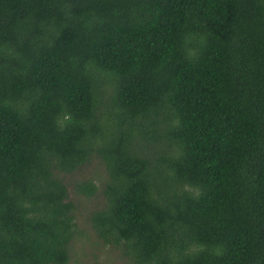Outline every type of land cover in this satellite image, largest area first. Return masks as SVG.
I'll return each instance as SVG.
<instances>
[{
  "label": "trees",
  "instance_id": "16d2710c",
  "mask_svg": "<svg viewBox=\"0 0 264 264\" xmlns=\"http://www.w3.org/2000/svg\"><path fill=\"white\" fill-rule=\"evenodd\" d=\"M264 264V0H0V264Z\"/></svg>",
  "mask_w": 264,
  "mask_h": 264
},
{
  "label": "rangeland",
  "instance_id": "374dc122",
  "mask_svg": "<svg viewBox=\"0 0 264 264\" xmlns=\"http://www.w3.org/2000/svg\"><path fill=\"white\" fill-rule=\"evenodd\" d=\"M105 176L104 165L99 160H93L78 173L68 176L65 181L69 184L71 200L78 204L77 232L71 244V258L69 264H129L127 260L119 257L109 247H103L96 242V237L89 227L87 217L97 207L96 199H87L78 196L72 189L76 181L91 180L98 184V181Z\"/></svg>",
  "mask_w": 264,
  "mask_h": 264
}]
</instances>
